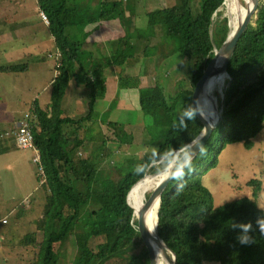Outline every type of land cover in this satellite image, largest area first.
Returning <instances> with one entry per match:
<instances>
[{
    "label": "trees",
    "instance_id": "1",
    "mask_svg": "<svg viewBox=\"0 0 264 264\" xmlns=\"http://www.w3.org/2000/svg\"><path fill=\"white\" fill-rule=\"evenodd\" d=\"M246 1L250 2L238 1L242 15ZM110 4L95 10V5L70 0H38L40 10L49 18L48 27L62 57L60 73L51 83L50 102L45 108L37 103L31 109L38 116L31 128L34 143L41 150L46 180L43 184L48 193L42 215L36 219L42 239L38 241L37 232L33 231L19 243L34 248L36 264H149L136 229L137 214L128 204V193L147 171L164 168L176 151L200 134L199 120L188 121L183 113L194 110L192 96L197 73L230 31L231 14L226 0H201L199 11L193 10V0H182L179 10L184 13L186 24L171 35L175 38L173 50L188 59L189 85L174 96L168 95L159 84L140 87L144 118L149 124L166 128L164 142L156 153H146L140 163L111 161L102 177H98L106 140L91 145L87 143L90 140L80 136V131L91 122L95 101L106 93V78L99 66L100 59L85 50L82 42L71 41L70 27L125 15L117 1ZM115 45L111 62L120 86L139 87L140 77L122 71L124 65L131 66L139 60L134 57L136 46L130 43L129 34ZM28 67L27 63L4 65L0 66V72H23ZM228 72L231 77L225 80V85L230 84L226 88L222 121L207 141L206 149H213L217 142L224 146L238 140L251 147L252 137L264 122V0L254 22L240 38ZM72 80L89 88V111L81 118L66 115L62 108ZM119 136L126 142V133ZM82 145L88 146L85 156L76 151ZM199 157L200 154L192 161L193 171L186 168L185 175L180 180L173 179L162 193L160 237L176 253L177 264H264V239L258 223L264 219V210L255 200L263 189L262 181L252 178L248 182L254 197L216 207L211 191L196 171ZM75 180L84 182L86 189L77 192ZM132 200L135 202V194ZM243 224L251 225L248 235L255 243L247 246L239 243L237 238ZM73 237L76 253L70 261L68 245ZM94 240L97 242L91 246Z\"/></svg>",
    "mask_w": 264,
    "mask_h": 264
},
{
    "label": "rangeland",
    "instance_id": "2",
    "mask_svg": "<svg viewBox=\"0 0 264 264\" xmlns=\"http://www.w3.org/2000/svg\"><path fill=\"white\" fill-rule=\"evenodd\" d=\"M115 1L123 10L128 8L132 20L138 21L139 17V21L134 22L139 31L130 33L129 37L131 44L138 45L143 57L136 68L126 65L123 74L141 79L139 87H121L119 77L110 74L107 94L94 103L95 108L108 109L103 122L92 120L82 126L80 136L90 140L87 143L94 145L105 140L107 143L98 177H102L111 161L140 163L146 153H156L164 142L166 128L149 124L144 118L140 87L159 84L168 95L174 96L189 85L188 59L173 50L175 38L171 35L186 24L184 13L179 10L181 5L168 8L160 0H104L95 5V10ZM200 2L193 0L194 11H199ZM229 4L232 6L231 0L227 1V7ZM36 6L35 0H0V66L27 63L30 67L23 72H0V264H36L34 248L23 247L19 241L28 232L36 231L38 241L43 236L42 231L37 230L36 219L42 215L48 190L40 183L33 151L19 148L15 142L17 120L35 104L45 107L50 102V81L55 78L58 49ZM228 13L231 21L236 18L234 6ZM254 20L255 16L252 22ZM69 91L64 103L71 102L72 91ZM213 94L221 103V86L214 88ZM83 101L77 103L80 109L84 107ZM109 122L116 124L113 126ZM123 133L128 135L126 142L120 139ZM252 140L251 147L243 140L224 146L217 142L196 161V171L211 191L216 207H225L243 197H254L248 182L258 178L263 189L255 200L264 210V122ZM87 147L82 145L76 151L85 156ZM73 186L77 192L86 189L82 181H73ZM27 199L29 203L25 202ZM96 242H91V246ZM75 253L73 237L68 245L70 261Z\"/></svg>",
    "mask_w": 264,
    "mask_h": 264
},
{
    "label": "water",
    "instance_id": "3",
    "mask_svg": "<svg viewBox=\"0 0 264 264\" xmlns=\"http://www.w3.org/2000/svg\"><path fill=\"white\" fill-rule=\"evenodd\" d=\"M261 1L262 0H250V2L246 1V12L243 15V18H241V20L239 21V24L237 25L235 29H232L231 27V17H230V22H229L230 31L226 39L223 41V43L219 47H215L214 54L209 59L206 60L204 65L199 69L197 76L195 78L194 92L192 96L193 109L195 110V103H197V107H200V108L202 107V109H204L206 113H209L213 107V109L216 110V114H217L216 118L213 120L212 118H210L209 115H205V116L202 115V117L199 118L196 114V118L199 120L202 126V130L200 134L192 142L187 144L183 149L176 151L171 161L164 168L156 172L147 171L145 175L142 178H140L131 187L128 193V196H127L128 204L132 206L131 203L129 202V195L131 191L133 190V188L137 184L142 182L144 179H146L148 176L158 178V180L156 181L155 188L153 189L151 195L149 196L148 201L139 209L138 214L136 213L137 214L136 229L138 231V234H139L142 246H143V250L149 261V264H157V263H156V256L154 253V249L151 244V235H150V232L148 231L145 217H144L145 213L157 201H159V207H160L162 193L164 192L165 188L170 184V182L173 180L171 178L165 179V176L168 175L169 172L173 171L175 167H179L183 164L184 153L191 150V144L202 143L205 147L213 131L222 121V112L224 110L225 99H226V88L229 86L230 82H228L225 85V88L222 93L221 103H218L215 100V98L212 95H210L209 92L207 91L209 78L212 75H215V73H212L211 70L218 62L221 61L223 62V65L219 73L226 74L227 77L229 78L231 77L228 72L229 62L234 54V51L236 49V46L240 38L243 36L248 26L252 23V20L258 11V7ZM201 136L203 138L200 141L197 138ZM198 154L199 152L196 153L194 159L197 157ZM158 222H159V208H158V213H157V224H156L158 242L162 246H164L165 250L169 253L171 257V264H177L176 253L162 240V238L160 237L158 233Z\"/></svg>",
    "mask_w": 264,
    "mask_h": 264
},
{
    "label": "crops",
    "instance_id": "4",
    "mask_svg": "<svg viewBox=\"0 0 264 264\" xmlns=\"http://www.w3.org/2000/svg\"><path fill=\"white\" fill-rule=\"evenodd\" d=\"M35 1L37 3L36 8L38 9L40 13L41 10L38 5V0H35ZM70 1L80 4V5H85V4L99 5L104 0H70ZM160 1L165 2V7H168V8L169 7L171 8L174 6H180L182 4V0H160ZM125 8L127 10H125V15L122 18L118 17V18H111V19H102L95 23L73 25L70 27L71 41L73 43L82 42L83 48L85 50L92 52L96 58L100 59L99 66L106 78V84L108 82V78L110 74L115 73L118 76V74L115 72V69H114L115 67L112 65V62H111V56L114 53V49H116L115 42L119 40L120 38L124 37L126 34H130V33L132 34L134 32L139 31L138 28L134 25V22L136 23L139 21V17H138V21H136V19H134L135 21L132 20V14L130 15V13L128 12V8L127 7ZM28 21H30V19ZM46 26L48 27L47 24ZM52 38L54 40L53 35H52ZM25 55L32 56L34 54L26 53ZM134 57H137L138 59L143 57L142 53L138 52V45L135 48ZM137 63L131 66H133V68H136ZM131 66L128 65L127 67H131ZM125 67L126 65L123 66L122 71L126 73ZM29 68L30 67H28L27 70H29ZM54 77H55V74H54ZM53 80L54 78L51 79L50 83H52ZM69 90L72 91L71 102L64 103L62 101V108H63L64 113L72 118H81L85 116L86 113H88L89 107H90L89 88L83 84H78L75 80H72L69 84V87L66 93ZM106 94H107V91H106ZM80 100H84L82 102L84 106L82 109H80L77 104L79 103ZM94 105H93V113H92L91 121L99 120L103 122V119H102L103 115L107 113L108 109L95 108ZM21 117H19V119L17 120L16 125H18Z\"/></svg>",
    "mask_w": 264,
    "mask_h": 264
},
{
    "label": "bare ground",
    "instance_id": "5",
    "mask_svg": "<svg viewBox=\"0 0 264 264\" xmlns=\"http://www.w3.org/2000/svg\"><path fill=\"white\" fill-rule=\"evenodd\" d=\"M226 1H228V0H226ZM231 1L233 3L232 6H234L235 11H237V14H235L236 18L233 19V24H231L232 29H235L237 27V25L239 24V21L241 20V18H243V15H242L241 8L238 4L239 0H231ZM232 6H230V4L228 5V7L230 9L232 8ZM222 65H223V62L220 61L212 68L211 72L215 73V75H212L209 78V83L207 86V91L209 92L210 95H212L215 98L216 101H217L216 96L213 94L214 88L216 90L217 86H221V90L223 91V87L225 85V80L227 78L226 74H220L219 73L221 68H222ZM195 110H196V112L200 118L202 117V115H204V116L209 115L210 116V114L206 113L204 111V109H202V107L201 108L197 107V103H195ZM210 113H211L210 118H212L214 120L216 118L217 114H216V110L213 109V107H212V110H210ZM157 180H158L157 177L148 176L142 182L137 184L133 188V190L131 191V193L129 195V202L131 203V205L136 210V212L134 210L135 214L136 213L138 214L139 209L148 201V195L155 188ZM134 194L136 195L135 202H133V200H132V197L134 196ZM158 208H159V201H157L151 209L149 208L146 211L144 217H145V221H146L148 231L150 232V235H151V244L153 246L154 253L156 256V263L157 264H171V257L169 255V253L165 250L164 246H162L158 242V237H157V232H156Z\"/></svg>",
    "mask_w": 264,
    "mask_h": 264
},
{
    "label": "built area",
    "instance_id": "6",
    "mask_svg": "<svg viewBox=\"0 0 264 264\" xmlns=\"http://www.w3.org/2000/svg\"><path fill=\"white\" fill-rule=\"evenodd\" d=\"M41 17L44 22L49 25V18L44 11L40 12ZM56 57V69H55V77L59 75V67L61 65V57L62 53L60 50H57L55 55ZM37 114L31 111H27L23 114L21 119L19 120L18 125L15 130V142L19 148L22 149H31L33 151V161L37 164L38 174L41 177L40 183L43 184L45 180V170L42 164V155L39 147L34 143V135L32 131V122L37 119ZM29 203V199L25 201Z\"/></svg>",
    "mask_w": 264,
    "mask_h": 264
},
{
    "label": "clouds",
    "instance_id": "7",
    "mask_svg": "<svg viewBox=\"0 0 264 264\" xmlns=\"http://www.w3.org/2000/svg\"><path fill=\"white\" fill-rule=\"evenodd\" d=\"M183 116L187 118L188 121L194 120L196 118L195 110H187L183 113ZM202 136L198 137L200 141L202 140ZM199 152L200 155H204L206 152V148L202 143H194L191 144V150L184 153V162L181 166L175 167L173 171L169 172L168 175L165 176V179L171 178L174 180H180L185 175V167L188 169L189 172L193 171V159L196 153ZM182 188L183 185H180ZM259 223V231L262 235H264V219L258 221ZM243 231L238 236V241L242 245H249L251 243H255L254 238L248 235L249 231L251 230L250 224H243L241 225Z\"/></svg>",
    "mask_w": 264,
    "mask_h": 264
}]
</instances>
